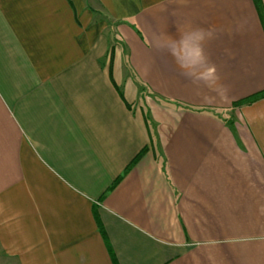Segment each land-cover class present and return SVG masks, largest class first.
<instances>
[{
    "label": "crops",
    "instance_id": "0c3cea01",
    "mask_svg": "<svg viewBox=\"0 0 264 264\" xmlns=\"http://www.w3.org/2000/svg\"><path fill=\"white\" fill-rule=\"evenodd\" d=\"M262 89L253 0H0V264H264Z\"/></svg>",
    "mask_w": 264,
    "mask_h": 264
},
{
    "label": "clouds",
    "instance_id": "9594fccd",
    "mask_svg": "<svg viewBox=\"0 0 264 264\" xmlns=\"http://www.w3.org/2000/svg\"><path fill=\"white\" fill-rule=\"evenodd\" d=\"M213 38V33L202 28L192 29L190 31L181 33L178 38L170 37L172 43L177 46L178 50H183L186 42L192 41L197 56L198 64L205 65L203 73L198 74V78L206 87L213 86L219 80L215 65L210 64L208 56L205 51L207 41ZM169 54L176 60L177 65L182 71L187 72L189 65L186 64L182 56L177 55L176 51L171 48L168 49Z\"/></svg>",
    "mask_w": 264,
    "mask_h": 264
},
{
    "label": "trees",
    "instance_id": "16d2710c",
    "mask_svg": "<svg viewBox=\"0 0 264 264\" xmlns=\"http://www.w3.org/2000/svg\"><path fill=\"white\" fill-rule=\"evenodd\" d=\"M253 1L255 3L256 9H257V11L259 13L260 19H261L263 27H264V6H263V3H262V0H253ZM262 97H264V89H262L260 91H257L255 93L249 95V96H246L244 98H241V99L235 101L233 103V105L237 106V105H241V104L251 103V102L256 101V100H258V99H260ZM141 154H142V150L133 158L131 163L127 166L126 170L130 169L139 160ZM95 218L97 220V223L99 225L100 231H101L104 239L107 240L106 236H105V233H104V230H103V227H102V224H101V222H100V220L98 218L97 213H95ZM109 251L111 252V255H112V258L114 260V263L116 264L115 259H114V255H113L111 249H109Z\"/></svg>",
    "mask_w": 264,
    "mask_h": 264
},
{
    "label": "rangeland",
    "instance_id": "374dc122",
    "mask_svg": "<svg viewBox=\"0 0 264 264\" xmlns=\"http://www.w3.org/2000/svg\"><path fill=\"white\" fill-rule=\"evenodd\" d=\"M101 18H103V17H101Z\"/></svg>",
    "mask_w": 264,
    "mask_h": 264
}]
</instances>
